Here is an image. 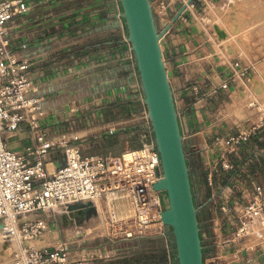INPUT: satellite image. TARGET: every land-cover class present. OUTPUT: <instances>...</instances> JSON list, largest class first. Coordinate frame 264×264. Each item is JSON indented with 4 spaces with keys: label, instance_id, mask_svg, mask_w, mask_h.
Masks as SVG:
<instances>
[{
    "label": "crops",
    "instance_id": "1",
    "mask_svg": "<svg viewBox=\"0 0 264 264\" xmlns=\"http://www.w3.org/2000/svg\"><path fill=\"white\" fill-rule=\"evenodd\" d=\"M28 1L31 10L16 19L12 32L16 44L24 45L18 53L36 60L32 72L41 83L39 93L45 96L43 106L50 119L55 117L53 108L57 97L74 84L72 76L76 70L68 72V68L78 60L83 67L76 81L82 89L91 90L89 97L129 89L133 66L122 56L126 47L118 38L120 23L112 0ZM186 1L152 0L154 7L166 5L167 18L162 19L159 29L172 21ZM202 12L206 13V19L201 16ZM215 19L221 20L225 31L216 28L219 34L216 32ZM161 44L185 136L199 222L208 231L212 207H216L212 217L219 215L222 205H227L233 213L240 207L241 197L253 195L259 184L264 187V131L235 152L227 146L229 136L257 122L262 115L256 108L248 110L246 105L251 96L264 101V67L261 72L257 68L264 65V0H194L164 34ZM235 59L252 63L255 69L238 84L215 92L214 88L231 72L230 64ZM104 108L113 110L115 115L105 119L101 110L95 113L103 124L102 130L111 126L116 129L104 138L111 144L109 153L119 154L123 142L135 137L130 131L126 132V127L130 124L131 112L140 107L118 96ZM68 111L67 108V114ZM11 142L14 148L20 149L32 139L26 133ZM20 143L22 146H18ZM50 160L54 167L62 162L51 156ZM213 162H219V167H214ZM222 162L230 167L222 166ZM209 168L214 172L211 185L207 184ZM201 180L205 181L206 196ZM224 216L222 212L221 218ZM257 238L253 235L244 243L235 244L225 258L232 264H263L264 244L255 242ZM202 239L204 263L222 264L210 258L213 253L211 229ZM164 240L160 236H147L106 245L95 242L90 245V242L87 250L79 240L75 248L78 255L73 260L77 264H175L174 247L170 251ZM168 243L174 246L173 240Z\"/></svg>",
    "mask_w": 264,
    "mask_h": 264
},
{
    "label": "built area",
    "instance_id": "2",
    "mask_svg": "<svg viewBox=\"0 0 264 264\" xmlns=\"http://www.w3.org/2000/svg\"><path fill=\"white\" fill-rule=\"evenodd\" d=\"M112 1L123 30V40L128 46L123 58L133 59L120 1ZM163 7L166 8L164 4ZM31 8L28 0H0V239L9 241L15 236L20 237L19 248L6 264H77L71 255L75 249L73 245L79 240L84 241L78 234L74 236L72 248L65 240L37 246L23 242V239L43 237L50 217L64 212L70 215L88 208L94 209L99 216L101 229L109 231L103 233L110 237V242L147 236L170 238L171 228L162 218L166 207L163 191L155 189V184L163 177L160 153L135 65H132L133 80L127 91L92 96L86 104L95 103L104 108L118 96L139 103L140 111L131 112L130 124L126 127L131 136L139 138V147L130 146L119 154L85 155L80 143L70 139L51 140L59 130L60 122L50 119L43 106L45 96L39 93L41 83L32 72L36 60L18 53L24 45L16 44L12 32L16 19ZM230 66L231 72L214 88L215 92L238 84L255 69L252 63L240 59L232 61ZM247 105L262 115L257 122L228 138L234 145H244L264 131V101L251 96ZM62 107L67 114L71 105L64 103ZM67 115L70 116V112ZM26 133L32 142L20 149L14 148L11 140ZM58 151L65 158L51 173L49 158ZM224 210L230 212L229 208L224 207ZM234 213L238 227H226L228 231L225 232L220 223L219 232L212 236V261L232 264L223 256L235 244L255 235V226L264 223V187L257 185L246 205ZM85 220L75 222L72 219L71 223L79 228ZM56 225L51 223L53 229L61 233ZM203 236L206 235L202 233Z\"/></svg>",
    "mask_w": 264,
    "mask_h": 264
},
{
    "label": "water",
    "instance_id": "3",
    "mask_svg": "<svg viewBox=\"0 0 264 264\" xmlns=\"http://www.w3.org/2000/svg\"><path fill=\"white\" fill-rule=\"evenodd\" d=\"M119 1L126 37L134 55L148 118L160 153L163 177L155 184V189L165 191L167 195L162 218L172 231L175 260L177 264H205L199 208L161 45L164 34L194 0H187L163 29L157 26L152 0Z\"/></svg>",
    "mask_w": 264,
    "mask_h": 264
},
{
    "label": "rangeland",
    "instance_id": "4",
    "mask_svg": "<svg viewBox=\"0 0 264 264\" xmlns=\"http://www.w3.org/2000/svg\"><path fill=\"white\" fill-rule=\"evenodd\" d=\"M166 7V5H165ZM153 10H154V14H155V18H156V23L158 28H160L161 23L163 22V20H165V18H167V10L166 8L163 7L162 5H156V7L153 6ZM201 16L203 18H207L206 13L204 14L203 12L201 13ZM214 20V19H213ZM217 24L215 26V30L217 32V29L219 30H224L221 26L222 23L220 24L221 20L215 19ZM207 21V20H205ZM215 22V21H214ZM217 28V29H216ZM231 30V29H229ZM233 30V29H232ZM225 31V30H224ZM214 32V31H213ZM219 34V32H217ZM217 33L216 36H217ZM227 34V33H226ZM225 34V35H226ZM232 34H234L232 32ZM118 38L120 39V43L125 45V49H128L127 44L124 42L123 40V30L121 28V26H119L118 28ZM129 51V50H128ZM127 52V51H126ZM125 51L122 50V56L124 57L125 54L127 55ZM102 60H97V62H101ZM81 62V63H80ZM102 63V62H101ZM100 63V64H101ZM129 63L130 64H134V58L133 59H129ZM110 64V63H108ZM83 67V63L81 60L77 61L76 63H73L69 66L68 68V72H73L76 70V73L73 74V80L74 84L68 88L65 89L62 94L57 97L56 99V104L54 103V119L58 120L59 123V130L57 132H55V134L53 135L54 137H51L50 139L53 141H57V140H61V139H70L71 142H75V143H80L81 148H82V153L85 155H104V154H108L110 151V145L109 144V139H105L104 135H108V133L111 131H113L114 127L111 126L110 128L104 129L102 130V128L100 126H102L103 124L99 121L100 117L96 115L95 112H97L98 110H101V112H103V115L105 117V119H107L108 117H112L113 115H115V113L113 112V110L110 109H106V108H102L101 106H98L97 104H86V102L88 100L91 99V97H89V93H91L90 89H82L81 86L79 85V83H77L76 80L79 79V71L80 68ZM264 67V65H259L257 66L258 70L261 72V69ZM95 94V93H94ZM97 96V95H94ZM131 101V100H130ZM64 103H69L71 105V108H68V112H70V116H68L65 112L64 109L62 108V104ZM137 103V102H134ZM137 105L140 107V104L137 103ZM246 105V108L249 109H254V107ZM141 109V107H140ZM140 109L138 111H140ZM135 111V112H138ZM252 111H250L251 114ZM100 122V123H99ZM129 132V130H126V132ZM235 135V134H232ZM230 137V136H229ZM17 139V138H16ZM15 138H13V140H16ZM140 140L139 138L132 137L130 138L127 142H123V148L121 149L120 152H122L123 150H125L128 147H133V148H137L139 147ZM247 143V142H246ZM245 143V144H246ZM18 146H22V143H20ZM113 146V145H112ZM227 146L229 148L230 151L235 152L236 149H238L240 146L242 145H234L232 144V142H228L227 140ZM55 156V157H54ZM57 156V157H56ZM55 158H59L61 161H64V154L62 152H54L53 154H51V159H55ZM52 160L49 161L48 164V168L50 170L51 173H53L54 171H52L51 169L54 167V165L52 163ZM214 167H219L220 163L219 162H213L212 163ZM222 166L224 167H230L229 164H223V162L221 163ZM198 168L200 169L199 165L201 166V161L199 160L197 162ZM55 170V167H54ZM214 173V172H213ZM212 173V174H213ZM211 174V169L209 168L208 170V175H207V181L209 185H211L209 183V175ZM213 178V175H212ZM212 183H213V179H212ZM201 184L203 185V191H204V196H206L207 190L205 189V181L201 180ZM163 197L164 200L167 202V195L166 192L163 191ZM239 197V196H238ZM249 199V196H246L244 198L241 197L240 200V207L238 209H242L247 201ZM225 208H229L227 205L225 206H220L219 209L221 211L219 212V215L216 217H212L215 214V208L216 207H212L211 210H209V219L210 221L208 222L207 226V230L206 231L204 229V224L201 223L200 227H201V232L205 235L208 236L209 234V229H211L212 231V236H214L215 232H219V230L217 229L218 225L221 223L223 225V230L225 229L226 232V227H231L233 229H235V227H238L239 225V221L238 218L234 217V212L231 213H227L224 210ZM92 208H88V209H84V210H78L73 212L72 214H67V213H60L57 214L55 217L51 218L49 220H47V231L45 233V235L41 238H37L35 240H30V239H23V242L27 241L28 244L30 245H37V246H44V245H52L57 243L58 241L61 240H65L70 244V248H72L73 245V239L74 236L76 234H81L82 238H84V241L82 242V245L84 244L85 247L88 246V243L91 242L90 245L93 244V242H95L96 244H110V237L104 235V233H109V231L107 230L106 232H104V230L101 229V220L99 218L98 215H96L95 210H91ZM236 210V209H235ZM225 215L223 218H221V214ZM85 220V224L82 225L79 228L75 227L74 223L72 222V219H75V222H79L81 220ZM231 218L233 219L232 221ZM57 223V228H60L62 231L61 233L57 232L56 230L53 229V226H51V223ZM63 223V225H62ZM259 225V224H258ZM169 227V226H167ZM256 232L255 235L256 237H258L257 239H255V242H262L264 244V236H260L261 231H259V226H255ZM228 231V230H227ZM104 232V233H103ZM1 237V236H0ZM150 237H155V236H150ZM161 237V236H160ZM206 237V236H205ZM23 238V237H22ZM164 240L165 245L167 246L168 249H170V251H173V247L171 243L173 240V235L170 238H164L162 237ZM17 240V241H16ZM253 240V239H252ZM213 242V240H212ZM19 243H20V237L19 236H15L12 240L9 241H0V264H6L8 261H10V259L12 258L13 254L16 252V250L19 248ZM240 243H244V241H241ZM73 248H76V244L73 245ZM77 249H74L73 251V256L71 255L72 258H75L78 254ZM87 250V249H84ZM79 253V252H78ZM85 253H87L85 251ZM81 254V252H80ZM86 255V254H84ZM83 256V255H82ZM244 256V255H243ZM223 257H227V256H223ZM227 259V258H225ZM231 261V260H229ZM205 262V261H204ZM264 264V262H262ZM175 264H177L176 260H175Z\"/></svg>",
    "mask_w": 264,
    "mask_h": 264
},
{
    "label": "bare ground",
    "instance_id": "5",
    "mask_svg": "<svg viewBox=\"0 0 264 264\" xmlns=\"http://www.w3.org/2000/svg\"><path fill=\"white\" fill-rule=\"evenodd\" d=\"M162 45V44H161ZM168 75H169V73H168ZM248 103V102H247ZM52 171H54V167L51 169ZM264 225V224H263ZM263 225H262V227H263ZM257 226H259V225H257ZM264 228V227H263ZM263 228H261V224H260V227H259V231H261ZM255 229H257V228H255ZM264 230V229H263ZM0 241H2L1 239H0ZM17 241V240H16Z\"/></svg>",
    "mask_w": 264,
    "mask_h": 264
}]
</instances>
